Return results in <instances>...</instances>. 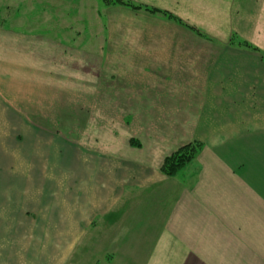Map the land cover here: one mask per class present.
I'll list each match as a JSON object with an SVG mask.
<instances>
[{
  "label": "crops",
  "instance_id": "1",
  "mask_svg": "<svg viewBox=\"0 0 264 264\" xmlns=\"http://www.w3.org/2000/svg\"><path fill=\"white\" fill-rule=\"evenodd\" d=\"M130 1L167 14L107 7L101 62L141 74L149 105L181 106L174 136L190 139L117 158L82 150L83 182L75 168L0 194V264H264V0ZM127 14L131 34H114ZM197 140L176 176L161 171Z\"/></svg>",
  "mask_w": 264,
  "mask_h": 264
},
{
  "label": "rangeland",
  "instance_id": "2",
  "mask_svg": "<svg viewBox=\"0 0 264 264\" xmlns=\"http://www.w3.org/2000/svg\"><path fill=\"white\" fill-rule=\"evenodd\" d=\"M111 6L117 4L0 0V194L27 184L35 191L40 178L67 179L75 168L83 182L82 150L117 158L158 141L169 147L189 141L174 136L183 126L181 106L149 105L151 89L138 85L141 74L124 71L115 58L101 62ZM125 21L121 29L111 25L114 34H131L130 14ZM36 30L61 42L41 41ZM19 198L7 205L19 208Z\"/></svg>",
  "mask_w": 264,
  "mask_h": 264
},
{
  "label": "trees",
  "instance_id": "3",
  "mask_svg": "<svg viewBox=\"0 0 264 264\" xmlns=\"http://www.w3.org/2000/svg\"><path fill=\"white\" fill-rule=\"evenodd\" d=\"M104 3L106 4V6H110L112 4H118L132 8L133 10L144 9L150 13H164L162 11H158L148 7L134 5L125 0H104ZM170 18H174V17L170 16ZM241 45L246 48H250L254 51H259L258 48H255L254 46H251L246 42H243ZM202 147H203L202 143L197 141L190 142L180 147L175 153L165 158L163 165L161 167V171L167 176H176L182 169H184L189 163H191L196 158L197 154L200 152Z\"/></svg>",
  "mask_w": 264,
  "mask_h": 264
}]
</instances>
